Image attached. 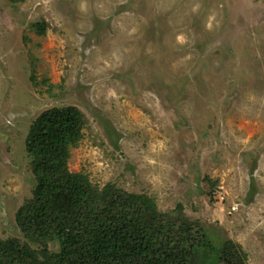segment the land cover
Listing matches in <instances>:
<instances>
[{"label":"rangeland","instance_id":"obj_1","mask_svg":"<svg viewBox=\"0 0 264 264\" xmlns=\"http://www.w3.org/2000/svg\"><path fill=\"white\" fill-rule=\"evenodd\" d=\"M66 106L85 120L70 171L193 223L198 264L227 240L264 264V0H0L2 240L30 242L27 136Z\"/></svg>","mask_w":264,"mask_h":264},{"label":"trees","instance_id":"obj_2","mask_svg":"<svg viewBox=\"0 0 264 264\" xmlns=\"http://www.w3.org/2000/svg\"><path fill=\"white\" fill-rule=\"evenodd\" d=\"M84 125L75 106L48 109L31 124L27 151L36 186L17 222L40 248L0 239V264H198L195 245L204 234L193 223L159 213L145 195L111 183L100 189L87 175L68 169ZM55 241L56 252L49 249ZM219 252L217 264L244 260L231 240Z\"/></svg>","mask_w":264,"mask_h":264}]
</instances>
